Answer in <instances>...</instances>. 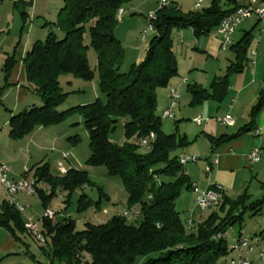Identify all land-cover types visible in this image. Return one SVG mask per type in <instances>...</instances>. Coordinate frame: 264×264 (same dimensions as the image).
<instances>
[{"label":"trees","instance_id":"1","mask_svg":"<svg viewBox=\"0 0 264 264\" xmlns=\"http://www.w3.org/2000/svg\"><path fill=\"white\" fill-rule=\"evenodd\" d=\"M129 1L63 0L56 22L46 23L51 30L45 39L34 42L23 58L26 87L40 97L41 104L13 115L9 120V136L21 139L38 126L56 125L80 113L89 139L87 164L104 165L109 175L117 176L126 191L128 208L136 207L140 212L135 220L120 214L98 224L85 221L81 230L76 228L77 220L66 213L42 217L40 230L45 242L41 244L25 228L19 210L3 201L0 226L18 240L20 234L28 233L39 243L41 254L47 260H38L41 264H215L228 253V229L240 223L247 210L257 214L264 209V196L247 204L246 193L236 198L221 194L220 201L213 206L218 207L202 222L188 228L175 203L192 185L175 152L190 141L178 131L165 133L161 116L156 112L157 90L166 87L177 74L174 31L191 28L195 36L208 34L239 6L231 7L235 0H210L207 7L194 10L181 9L177 1L158 8L144 59L122 72L124 48L115 35V28L119 22L118 11ZM53 29L63 36L59 38ZM249 41V35L245 34L230 47L235 61L224 75L213 79L209 89L199 84L187 87L191 105L224 98L229 75L243 67ZM89 47L96 53L95 67L104 99L96 98L60 111L58 108L67 99L68 92L63 90L59 77L64 74L82 79L93 77L87 57ZM13 62V58L6 60V84ZM4 88H0V95ZM262 106L264 90L251 116ZM119 121L126 139L122 144L109 138ZM249 128L210 138L211 143L213 147L219 146ZM150 135H153L151 145L144 146L146 151H140L139 139ZM33 171L37 183L35 193L44 209L59 189L66 193L64 211L77 190V214L100 209L101 195L94 200L84 191L86 186L95 185L85 170L70 168L63 175H55L48 163H43L33 167ZM41 183L48 189L39 187ZM26 254L34 257L31 252Z\"/></svg>","mask_w":264,"mask_h":264},{"label":"crops","instance_id":"2","mask_svg":"<svg viewBox=\"0 0 264 264\" xmlns=\"http://www.w3.org/2000/svg\"><path fill=\"white\" fill-rule=\"evenodd\" d=\"M158 1L142 0V5L148 4L149 9H153ZM195 1L193 0L190 10H194ZM209 3L210 0H200L202 7H207ZM62 4L63 0H0V88L5 87L0 95V161L8 164L10 178L19 177L25 168L30 169L29 176L33 177V167L43 163H48L50 168L49 149L68 148L70 144L78 146L80 138L77 131L71 127V123L38 126L21 139L9 136L10 118L33 105L41 104L40 97L26 87L23 58L34 42L45 39L51 30V26L46 23L56 22ZM177 4L183 9L182 0H177ZM247 4V0H235V4L231 7ZM259 5L264 6V0H259ZM120 11L123 13V9ZM128 11L124 9V13ZM141 17L145 21L146 17L144 15ZM135 18H138L137 15L131 17L125 15L122 22L133 21L136 31V27L141 28L143 24L142 21L134 20ZM177 34L179 36L176 37V41L175 38L173 39L177 74L166 87L157 90L156 112L161 116L162 130L165 133L178 131L190 141L187 147L178 149L175 153L197 156L196 161H188L184 164V172L192 188L184 190L177 198L178 205L186 213L185 219L181 220L185 222L191 219L193 224H197L218 207L217 205L208 210L198 208L194 200L200 191L211 189L216 185L220 186L219 201L221 194L236 198L246 193L249 196L247 204L264 196V106L254 117L251 116V110L257 103L261 91L264 90V30L256 15H251L237 26L232 34V45L245 34L250 37L242 69L229 75L227 91L221 101L207 99L197 105H191V94L187 87L199 84L209 89L213 79L224 75L228 66L235 61V54L230 48L232 45L227 49L221 47L222 38L215 29L201 36H195L191 28L177 31ZM177 51L180 53L181 61L177 59ZM9 58H13L14 62L6 84L4 67ZM171 87L179 91L180 100L178 106L174 107V118L168 119L172 125H168L162 119L164 118L162 112L169 105ZM226 114L234 118L233 125H224L216 120L217 117ZM199 115L203 117L201 124L193 120ZM246 126L250 127L249 130L226 143L213 147L210 138L236 134ZM83 137L87 139L88 134L85 133ZM255 147L261 149V156L259 161L252 163L248 159V154ZM62 152L64 151H61V156ZM69 157L70 154L66 160L71 164ZM70 168L74 167L69 165L68 169ZM38 186L48 189L42 183ZM16 195H13V198L23 205ZM6 200L8 196L1 194L0 205ZM8 203L13 205L10 201ZM25 212L26 210L20 212L24 222L27 218L35 220V214ZM41 219L36 220L39 225ZM86 219L91 221L90 217ZM245 224L251 227H245ZM235 225L237 231L230 238V242H228L229 233L226 236L227 255L215 264H231V260L238 257V253L229 249V246L240 234L264 233V209L257 214L247 210L241 222L233 226ZM20 236L21 239L18 240L6 228L0 226V264H41L39 261H47L44 255L43 260L42 257L37 258L30 249L27 238L31 240L33 238L28 233ZM260 247L254 245L252 251L245 250V256L251 260L250 264H264V254L261 255ZM26 251L33 253L34 257H30ZM39 252L41 253L40 249Z\"/></svg>","mask_w":264,"mask_h":264},{"label":"rangeland","instance_id":"3","mask_svg":"<svg viewBox=\"0 0 264 264\" xmlns=\"http://www.w3.org/2000/svg\"><path fill=\"white\" fill-rule=\"evenodd\" d=\"M139 1L140 0H130L121 7V9H123V13L119 14V22L115 28V35L117 36L118 40L124 48V58L120 65V70L122 72L128 71L133 66V64H139L144 59L148 43L150 41V38L152 37V31H149L147 33L146 39H141V28L146 25V19L144 21L141 16L144 15L146 17L151 12H155L159 8L158 3L155 7H152L153 9H149L148 4L142 5V0L140 2ZM182 1L184 2L182 8L185 11L190 10L193 0ZM124 9L126 10V12L129 10L128 13H124ZM125 15H128V17H131V15H137L138 18H135L134 20L142 21L143 26L141 28L136 27L135 31V23L133 21L126 23L122 22ZM53 30L57 33L59 38L63 36V33L59 30ZM182 30L184 29H181V31ZM178 36L179 35L175 30V41L176 37ZM88 42L89 41L87 40V44ZM176 55L177 59L181 61L180 53L178 51L176 52ZM87 57L89 65L93 69L92 78L82 79L75 77L73 74H64L59 77V81L63 90L65 92H68L67 99L58 108L60 111L66 110L73 106H77L79 104L82 105L92 102L96 98L104 99L103 96L100 94L99 90V76L98 71L95 67L97 57L92 47L88 48ZM162 119H164L163 121H165L166 124H171L170 120L166 118ZM83 122L84 120L80 113L72 114L65 120L60 122V124L71 123V127L75 131H77V134L80 139L77 144L78 146L70 144V146L68 145V148L59 147L61 148L59 149L57 147H54L52 148V150H48L50 171L52 174L55 175H63L65 171L68 170L69 165L76 169L85 170L89 179L93 181L95 185L90 187L86 186L84 191L94 200L99 199L101 195L100 209L99 211L95 209H89L83 214H77L76 200L79 194L78 190L73 194L70 200V206L65 211L64 206L66 204L64 201L66 193L61 189L57 190L56 196L52 199L47 209H44L42 207L41 200L37 193L17 194V199L22 202V204L25 206L26 212L35 214V220L41 219L44 216L45 210H52L53 212H56V215H61L60 213L64 212L63 214L66 213L67 215H70L72 218L77 220L76 228L78 230H81L84 226V222L87 221V217L91 218V222L98 224L107 221L115 215H120L124 210L130 209L127 205V195L121 180L117 176L109 175L104 165L87 164L86 161L90 155V147L88 137L87 139H84L83 137L85 136V133H87ZM109 138L111 139V141L116 142L118 144H122L126 140L122 128V123L120 121L117 123L115 130L109 134ZM71 148H73V150ZM61 151L68 152L70 154V157L68 159L71 161V164L67 162L66 158L61 156ZM140 151H146V148L142 146L140 147ZM176 202V209H178V211L180 212V218L183 220L186 217V213L183 212L182 207L178 205V200ZM60 209H62L61 212H58ZM244 226H247L248 228L251 227L247 224H245ZM236 231L237 225L231 227L227 231V233H229L228 242H230V238L233 237V234ZM34 239L31 240L30 238H27V242L30 244V249L37 255V258L42 257L43 260L44 257L38 249V245L40 242L37 243V240L35 239V241Z\"/></svg>","mask_w":264,"mask_h":264},{"label":"built area","instance_id":"4","mask_svg":"<svg viewBox=\"0 0 264 264\" xmlns=\"http://www.w3.org/2000/svg\"><path fill=\"white\" fill-rule=\"evenodd\" d=\"M177 0H159L158 6H162V2H170L174 3ZM248 4L244 6L237 7L233 12L226 15L218 24L215 31L221 35V47L223 49H227L233 43L232 34L236 30L237 26L246 18L251 15H256L261 24L262 30H264V6L259 5V0H247ZM202 6H198V0L194 3V9H200ZM156 14L155 12H151L146 16V25L141 30V39H146V35L149 31H153V22L155 20ZM180 100V93L176 89L174 94H169V105L166 109H164L163 117L172 120L173 119V107H177ZM197 124H201L203 121L202 116H196ZM216 120L224 125H233L235 120L230 114H226L223 117H217ZM139 142H142V137L139 139ZM151 143H149V146ZM68 152H62V156L64 158L68 157ZM179 156H186L189 162H194L197 159V156L194 154H186L182 153ZM261 156V149L259 147H255L249 154L248 159L250 162L254 163L259 161ZM67 171V170H66ZM65 171V172H66ZM30 169L25 168L21 175L17 178H10V168L8 164L0 161V179L3 180L4 186L8 189V191L15 192L16 191H28V193L32 190H36L37 183L34 177H30ZM221 190L220 186H213V188L200 191L197 193L195 197V205L201 210L210 209V203H216V199H219V192ZM195 191L197 189L195 188ZM18 210L24 212L25 207L17 202ZM136 208V207H131ZM56 212L50 210V216H43L46 218H53ZM140 213V212H139ZM123 216H126L130 220L138 219L137 216H130L129 211L121 213ZM26 221L31 224V226H35L36 229L40 231L39 222L32 219L27 218ZM190 225L193 226V222L190 219ZM254 245L261 246L260 251L261 255L264 254V233L259 235H244L240 234L229 246V249L234 250L238 253V257L231 260V264H250L251 260L245 256L246 251H252Z\"/></svg>","mask_w":264,"mask_h":264},{"label":"bare ground","instance_id":"5","mask_svg":"<svg viewBox=\"0 0 264 264\" xmlns=\"http://www.w3.org/2000/svg\"><path fill=\"white\" fill-rule=\"evenodd\" d=\"M169 4H171V3L170 2H162V6H160V7L167 6ZM198 6H200V0H198ZM119 14H122V11H120V10L118 11V18H119ZM183 82H185V81H183ZM175 90H176L175 88L171 87L169 89V94H174ZM163 114H164V111L162 112V117H163ZM173 118H174V107H173ZM193 120L196 122V119H193ZM152 140H153V135H150L147 137H142V142H140V145L148 146ZM179 160H180V163L182 165H184L186 162H188V159H186V156H179ZM22 193L23 194H33V193H35V190H32L29 193H28V191H16V193L12 192V191H8L6 186H4L3 180L0 179V195L1 194L7 195L8 200L10 201V203H12L16 207V209H18V206H17L16 200L13 198V195L22 194ZM8 200H6V201H8ZM217 202H218V199H216V203H210V208H212L214 205H216ZM126 211H129V209L124 210L123 212H126ZM137 215H139V210L137 208H130V216H137ZM44 216H50V210H45ZM24 226L33 235V237L38 242H40V243L45 242V239H44L43 234L41 233V230L39 231V229H36L35 226H31V224L28 223L26 220H25ZM187 226H188V228H191L190 220L187 221Z\"/></svg>","mask_w":264,"mask_h":264}]
</instances>
